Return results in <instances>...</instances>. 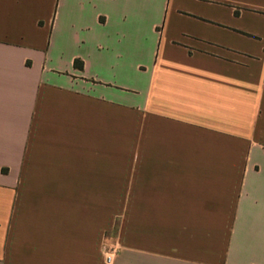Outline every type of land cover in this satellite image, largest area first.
I'll return each instance as SVG.
<instances>
[{
  "label": "crops",
  "instance_id": "obj_1",
  "mask_svg": "<svg viewBox=\"0 0 264 264\" xmlns=\"http://www.w3.org/2000/svg\"><path fill=\"white\" fill-rule=\"evenodd\" d=\"M0 264H264V0H0Z\"/></svg>",
  "mask_w": 264,
  "mask_h": 264
},
{
  "label": "built area",
  "instance_id": "obj_2",
  "mask_svg": "<svg viewBox=\"0 0 264 264\" xmlns=\"http://www.w3.org/2000/svg\"><path fill=\"white\" fill-rule=\"evenodd\" d=\"M118 253V250L115 248L110 249L106 254V261L110 263L113 259V256Z\"/></svg>",
  "mask_w": 264,
  "mask_h": 264
},
{
  "label": "trees",
  "instance_id": "obj_3",
  "mask_svg": "<svg viewBox=\"0 0 264 264\" xmlns=\"http://www.w3.org/2000/svg\"><path fill=\"white\" fill-rule=\"evenodd\" d=\"M74 67L77 69H81L82 68V62L80 60H75L74 61Z\"/></svg>",
  "mask_w": 264,
  "mask_h": 264
}]
</instances>
